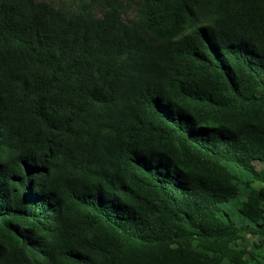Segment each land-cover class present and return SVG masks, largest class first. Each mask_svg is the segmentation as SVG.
Wrapping results in <instances>:
<instances>
[{
    "label": "trees",
    "instance_id": "16d2710c",
    "mask_svg": "<svg viewBox=\"0 0 264 264\" xmlns=\"http://www.w3.org/2000/svg\"><path fill=\"white\" fill-rule=\"evenodd\" d=\"M0 264H264V0H0Z\"/></svg>",
    "mask_w": 264,
    "mask_h": 264
},
{
    "label": "rangeland",
    "instance_id": "374dc122",
    "mask_svg": "<svg viewBox=\"0 0 264 264\" xmlns=\"http://www.w3.org/2000/svg\"><path fill=\"white\" fill-rule=\"evenodd\" d=\"M262 166V164L261 163H258V167H261Z\"/></svg>",
    "mask_w": 264,
    "mask_h": 264
}]
</instances>
